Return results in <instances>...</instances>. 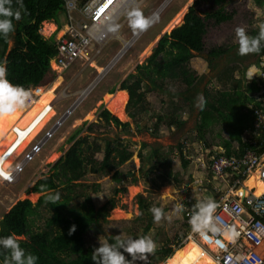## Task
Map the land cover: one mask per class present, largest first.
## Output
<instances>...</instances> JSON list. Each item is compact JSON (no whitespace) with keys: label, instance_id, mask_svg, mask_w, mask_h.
I'll use <instances>...</instances> for the list:
<instances>
[{"label":"rangeland","instance_id":"374dc122","mask_svg":"<svg viewBox=\"0 0 264 264\" xmlns=\"http://www.w3.org/2000/svg\"><path fill=\"white\" fill-rule=\"evenodd\" d=\"M166 1L145 0L139 10L145 17H152ZM194 1L171 0L155 17L154 23L143 31L122 58L97 83L90 94L81 101L73 114L64 121L55 137L50 139L42 151L36 154L34 160L27 164L16 181L7 184L0 178V221L3 215L17 202L29 199L33 205H36L42 196L51 193L59 194L57 201L62 212L66 216H72L88 206L87 197L89 196L97 209L105 208L102 211L104 216L100 218L98 226L92 225L85 233L86 246L91 250L98 248L105 241L111 244L109 239L116 241V237H119L121 241L126 242L129 238L135 239L143 235L153 239L157 245L156 250L168 245L175 248V251L177 248H181L179 244L184 241L189 232L185 209L193 200L198 198L197 194L207 192L205 185L209 183L199 186V182L205 179V174H200L204 164H207V169H209L211 155L208 154L210 148L215 149L219 145H224L225 140L230 141L235 147L239 139H241L240 141L246 140V128L249 127L246 109H241L239 104L231 108L221 105L219 109L223 116L219 117V120L201 135L198 130L201 109L195 106L196 97L198 94L204 96L205 90L212 94L221 89L233 91L234 82L220 83L216 75L218 71L236 62H244L241 64H245L251 60L249 55V59L246 60L233 63L230 61L231 58H235L238 48L235 29L243 27L246 33L251 36L252 31L257 29L258 6L264 5V3H257L255 0H233L226 7L227 11L235 13L232 21L221 25H214L213 21L207 22L208 33L204 38L206 51L218 46L226 49L233 48L230 55L215 59L212 65L207 61L206 54H196L190 60L188 67L200 78L197 91L187 90L186 85L179 79H164L160 89L158 86L153 88V85L147 81L142 88L146 94L137 108L139 111L135 117L129 115L131 109H127L129 94L126 90L125 119L117 117L108 109L104 97L106 94H114L121 90V83L129 74L136 72L137 65L147 64L161 37L183 24L188 7ZM185 5L187 7L181 24L166 32L164 30L166 26ZM202 9H208V7L204 6ZM64 18L65 15L62 13L57 15L58 22ZM125 19H127L126 14L122 19L119 34L122 38L130 40L137 32L131 30L127 21H124ZM57 21H44L39 31L40 34L49 39L56 29L49 31L46 22L52 23L56 27ZM13 45L14 41L10 40L8 50ZM148 45L151 46L149 53L143 54ZM122 47L123 45L118 38L112 39L98 57L96 68H88L84 71L81 70L82 65L79 62L66 70H62L56 67L54 61H51L52 70L56 75L53 80H50V77L45 80V92L52 91L54 96L61 93L69 85L67 92L72 96L58 101L55 109H52V113L40 120L33 133L29 134L20 146L12 149L10 156L0 167L5 174L28 144L47 128V123L66 110L77 98L78 91L95 80ZM158 60L163 61V58L159 57ZM235 77L239 79L240 75L236 72ZM38 100L49 103L52 101L48 97ZM29 104L31 103L25 101V104L17 110L19 117L29 116L27 127L40 113L36 103L30 106ZM104 109L117 117L119 121L128 123V128L124 129L114 122H106L102 119L100 113ZM160 117L163 118L161 122L158 121ZM173 120L183 121L184 124L180 127L177 124L170 126L168 123ZM158 122L159 129L154 131ZM12 128L13 126L5 130L2 128L0 137L5 133L12 135ZM78 129H81L79 136H87L92 147L100 145L104 150L106 141H111L115 145L122 142L121 149L132 152V157L125 163L113 168L109 173L101 170L93 172L89 166L84 176L76 181L67 182L66 177L61 178L56 190L33 191L39 180L51 174V165L55 164L71 147L72 143L69 142V138ZM154 150L158 152L154 153ZM181 153L188 161L187 167L183 165ZM95 157L98 161H102L104 152H98ZM114 159L115 162L118 161L116 154ZM68 186L70 188H67ZM140 199H143L144 203L148 205L146 210L140 208ZM153 205L161 207L165 215L159 222H155L149 232L145 234V227L153 217L149 211ZM177 205L181 206L179 211L176 210ZM40 211V216L32 217L34 219L32 227L34 231L43 230L47 219L53 215V209L45 204L40 207ZM18 239L22 240L26 237H18ZM117 247L119 251L123 252L122 248ZM152 254H146L145 261L137 260L134 264H143ZM124 255L127 260H131L127 253ZM164 262H157L156 264H163Z\"/></svg>","mask_w":264,"mask_h":264},{"label":"trees","instance_id":"16d2710c","mask_svg":"<svg viewBox=\"0 0 264 264\" xmlns=\"http://www.w3.org/2000/svg\"><path fill=\"white\" fill-rule=\"evenodd\" d=\"M232 1L195 0L188 8L183 24L173 29L171 33L163 35L147 64L137 65L136 72L126 77L121 83L120 89L128 91L127 109H131L129 113L131 117H135L139 111L137 108L146 94L142 88L147 81L153 85V88L158 86L160 89L164 79H179L186 85L187 90L197 91L200 78L188 67L190 60L196 54H206L207 61L212 65L215 59L230 55L233 47L226 49L218 46L206 51L204 38L208 33V21H213L214 25H221L233 20L235 13L226 10ZM255 2L264 3V0H255ZM63 6V0H11L10 4L5 5V7H10L13 13L20 12L18 20L9 17L12 20L13 30L6 37L0 35V64L5 67V77L11 84L21 85L28 89L32 85L44 84L49 77L50 80L55 78L56 73L50 66V61L56 55L54 38L46 39L39 31L44 21H57V15L63 10ZM204 6H207L208 9L203 10L202 7ZM258 31L259 29L252 31L251 36H256ZM10 40L14 41V45L8 50ZM249 55L251 60L247 63L236 62L249 59ZM263 55L264 47L259 52L246 55H239L236 52L235 58L230 60L232 63H236L218 71L216 75L218 82L223 84L229 81L234 82L233 91L221 89L214 94L204 91L206 103L200 111L201 118L198 125L201 135L217 122L219 117L223 116L219 109L221 105L231 108L239 104L241 109H246L250 114L248 104L253 100L250 94L258 90V87L254 83L246 85V71ZM159 57H162L163 61H159ZM236 72L240 75L239 79L235 77ZM17 110L18 108L9 115L0 116V132L2 128L5 130L11 126H13L12 134L27 128L29 116L19 117ZM100 117L106 122H114L124 129L129 126L128 123L119 121L106 109L100 113ZM162 120L163 118L160 117L158 121L161 122ZM159 122L155 125L154 131L159 129ZM168 124L170 126L177 124L180 127L184 122L173 120ZM80 133L81 129H78L71 135L69 138V142L72 143L71 147L55 164L51 165V174L39 180L33 191L56 190L61 178L66 177L67 182L76 181L84 176L89 166L93 172L101 170L109 173L113 168L125 163L132 157V152L121 149L122 142L115 145L111 141H106L105 148L102 150L100 145L92 147L88 137H81L79 136ZM224 145L227 149V155L238 154L231 149L230 141L225 140ZM242 145L245 146V144ZM100 151L104 152L102 161H98L95 157ZM157 152L154 150V153ZM115 154L118 158L117 162L114 161ZM181 158L184 167H187L188 162L182 153ZM50 195H54V193ZM47 196L49 195L42 196L36 205H33L29 199L17 202L3 215L0 221V236L14 234L20 247L38 257L37 264H93V250L86 246L84 237L92 225L98 226L100 218L104 216L102 211L105 208L97 209L88 196V206L84 207V210L82 209L75 215L66 216L62 212L59 202L48 200L46 199ZM43 204L53 209V215L47 219L43 230L34 231L32 229L34 220L32 217L40 216V207ZM112 206L114 205L112 204ZM140 208L142 210L148 208L143 199H140ZM154 223L152 217L145 227V234L149 232ZM73 225L75 231L69 234V229ZM18 237H26V239L20 240ZM109 241L111 244L117 243L113 239H109ZM174 252L175 248L171 245L164 246L156 250L143 264L164 262ZM8 255V250L0 248V264H3Z\"/></svg>","mask_w":264,"mask_h":264},{"label":"built area","instance_id":"2783aa9c","mask_svg":"<svg viewBox=\"0 0 264 264\" xmlns=\"http://www.w3.org/2000/svg\"><path fill=\"white\" fill-rule=\"evenodd\" d=\"M63 1L64 6L60 13L64 14L65 18L56 24V30L51 36L54 38L56 49V55L51 61H54V64L62 70L79 62L83 71L96 68L98 57L107 44L116 38V30L122 26L124 15L128 10L139 9L145 2V0ZM256 19L258 29L259 23L264 21V5L258 6ZM124 21L126 22L127 19ZM116 25L119 28L111 31L110 28ZM59 31L60 34H58ZM119 51L110 63L118 56ZM109 64L104 68L106 69ZM253 65L257 72L250 80L246 71L245 82L246 85L256 84L258 90L250 94L253 100L248 104V109L252 124L246 131L245 146L237 151V155H227L226 152L211 155L208 169L212 179L218 182L217 207L213 215L219 218L222 225L232 228L235 236L227 239L220 233L207 232L204 237H201L199 233L191 231L190 217L199 212L196 205L206 202V198L193 200L185 209L189 232L179 247L185 245L190 239H194L204 247L216 264H264L263 250H261L264 244V192L256 195L255 188L249 189L245 186L246 181L253 175L264 183V55L251 66ZM239 66L242 67V65ZM40 88L46 89L44 84L30 86L27 89L29 91L27 103L36 102L41 96ZM68 90L69 85L61 93L56 94L54 100L42 108L36 122L55 109L58 101L70 98L72 95L67 92ZM81 101L77 96L61 115L53 117L47 123V128L28 144L17 157L18 159L13 161L6 174L0 169V178L4 183L16 181L27 164L34 160L36 154L42 151L50 139L55 137L58 129L73 114ZM28 135L29 132L25 128L17 131V140L12 148L15 149L20 139ZM20 157L22 158L19 160ZM1 166L2 163H0Z\"/></svg>","mask_w":264,"mask_h":264},{"label":"clouds","instance_id":"9594fccd","mask_svg":"<svg viewBox=\"0 0 264 264\" xmlns=\"http://www.w3.org/2000/svg\"><path fill=\"white\" fill-rule=\"evenodd\" d=\"M10 2L11 0H0V17H3L0 18V35L5 37L13 30L12 20L9 17L17 20L20 18L19 11L13 13L10 7H5ZM126 16L128 26L133 32L146 30L155 20V17H145L139 9L128 11ZM117 27L118 25L111 27L110 30L115 31ZM258 29L256 36L248 35L243 27L235 29L239 55L259 52L264 47V21L259 23ZM5 71V67L0 64V116L11 114L17 108L22 107L29 98V91L21 85L11 84L5 77ZM256 72L255 65L250 66L247 70L248 78L251 80ZM205 103L203 94H198L195 106L202 110ZM46 199L54 202L59 199V194L49 195ZM180 207L177 205L176 210L179 211ZM196 207L199 208V212L193 214L189 220L193 233H199L201 237H204L207 232L220 233L227 239L235 236L232 228L222 225L219 218L213 215L217 207L213 199L207 197L206 202L198 203ZM149 211L152 213L154 222H159L165 215L163 209L155 205L151 206ZM73 231H75L74 225L69 229V234ZM116 242V244H109L105 241L98 248H94L92 251L93 264H134L137 260L145 261L146 254L154 253L157 247L153 239L147 235L135 239L129 238L126 242L116 237ZM117 246L122 248L123 252L119 251ZM0 248L8 250L9 253L3 264H37L38 257L20 247L14 234L0 236ZM124 253H127L131 260H127ZM167 264H211V262L204 257L203 252L196 248H188L175 252L173 257L168 258Z\"/></svg>","mask_w":264,"mask_h":264},{"label":"bare ground","instance_id":"6f19581e","mask_svg":"<svg viewBox=\"0 0 264 264\" xmlns=\"http://www.w3.org/2000/svg\"><path fill=\"white\" fill-rule=\"evenodd\" d=\"M170 1L171 0H167L166 2H164L157 9V11L154 13V15L152 17H156L157 15H159L160 12H162V10L169 4ZM186 7L187 6L185 5L180 10V12L169 22V24L164 29L166 32L171 31L174 27L181 24L182 18L184 16L185 11H186ZM46 23L48 24V25L46 24L47 29H50V30L56 29L54 24L48 23V22H46ZM142 33H143V31H137V33L133 36L132 39L127 40V39H124L120 36L119 29L116 30L115 37L121 41V43L123 45L122 49L119 51L118 56L115 57L114 60H112V62L109 64V66L106 69H103L101 71V73L99 74V76H97V78L95 80H93L85 88H82L78 91L77 94L80 97V100H83L84 98H86L90 94V92L92 91V86L95 87L97 85V83L108 73V71L118 62V60L120 58H122L124 53L134 44V42L142 35ZM150 49H151V46L148 45L145 48V50L143 51V54H148ZM45 91L46 90L40 88L39 94L41 93V96L38 99H42L43 97L44 98L48 97V99L50 98V100L52 99V101H53L54 98L56 97V95L53 96L52 91H49L48 93H46ZM104 99L106 100L108 109L113 114H115L117 117H119L121 119H125L124 108H125V105L127 102V91L126 90L121 89V90H118L114 94H106ZM37 100L35 103L37 105L36 107H39V111H41L42 108H44L45 106H47L49 104V102H44L42 100L37 101ZM51 113H52V111L47 116H49ZM35 122H36V119L33 120L30 123V125L26 128V130L29 132V134L33 133V131L35 130V127L39 124L40 120H38L36 123ZM27 137L28 136L20 139V143L18 144V146H20L27 139ZM16 140H17L16 139V133L12 134V135H8L7 133H5L0 137V163H2V165L10 156L12 149H13L12 147H13L14 143L16 142ZM245 186L248 187L249 189L255 188L256 189L255 190L256 195H260L264 192V183L262 181H259L256 176H253L250 179H248L245 183ZM188 248L198 249L199 251L203 252L204 257H206L207 260H209L211 262V264H216L214 262L213 258L210 256V254L205 251L204 247L200 243L196 242L194 239H190L187 243H185V245H183L181 248H178L175 252H177L178 250H183V249H188ZM263 249H264V244H263L262 250ZM174 253L169 258L173 257ZM263 255H264V252H263ZM167 261H168V259L163 264H167Z\"/></svg>","mask_w":264,"mask_h":264},{"label":"crops","instance_id":"0c3cea01","mask_svg":"<svg viewBox=\"0 0 264 264\" xmlns=\"http://www.w3.org/2000/svg\"><path fill=\"white\" fill-rule=\"evenodd\" d=\"M49 31H53V30H49ZM127 40H129V39H127ZM30 105L31 104H29V106ZM248 121H249V127L246 128L247 130L251 127V124H252L251 114H248ZM240 140L241 139H239L236 142V146L235 147H233L234 145H232V143H231V145H232V148L231 149L233 151H236L237 152L239 149H242V147H243L242 144H244V141H240ZM221 152H226L227 153V149H226L225 145H219L215 149L210 148L208 155H215V154H219ZM202 173L205 174V179H204V181L199 182V186H201V184L203 185L204 183H209V184L208 185H205L207 192H205V193L203 192L201 194H197L198 195V198L196 199V201H198L199 199H202V198L210 197L211 199H213L216 202L218 200V192L216 190L217 189L216 186H218V182L212 179L210 173L208 172L207 164L206 165L204 164L203 171H200V174H202ZM253 176H256V175H253ZM262 248H263V246H262ZM262 248H261V250H262ZM263 252H264V249H263Z\"/></svg>","mask_w":264,"mask_h":264},{"label":"flooded vegetation","instance_id":"af4514ba","mask_svg":"<svg viewBox=\"0 0 264 264\" xmlns=\"http://www.w3.org/2000/svg\"><path fill=\"white\" fill-rule=\"evenodd\" d=\"M93 89H94V87L92 86V90H93ZM84 99H85V98H84ZM84 99H83V100H84Z\"/></svg>","mask_w":264,"mask_h":264},{"label":"water","instance_id":"95a60500","mask_svg":"<svg viewBox=\"0 0 264 264\" xmlns=\"http://www.w3.org/2000/svg\"><path fill=\"white\" fill-rule=\"evenodd\" d=\"M183 22H184V20H183ZM175 29V28H174ZM166 33V32H165Z\"/></svg>","mask_w":264,"mask_h":264}]
</instances>
